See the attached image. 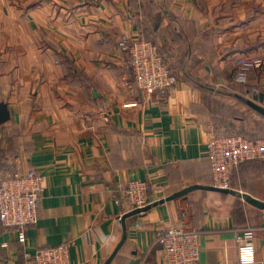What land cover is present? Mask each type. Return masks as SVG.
Here are the masks:
<instances>
[{"label":"crops","instance_id":"1","mask_svg":"<svg viewBox=\"0 0 264 264\" xmlns=\"http://www.w3.org/2000/svg\"><path fill=\"white\" fill-rule=\"evenodd\" d=\"M122 34L157 45L174 91L147 101L123 85ZM263 104L264 0H0V176L33 170L44 188L24 242L0 224V264L64 243L68 264H163L153 234L181 211L199 264H238L243 232L264 260V209L212 189L206 150L264 138ZM136 179L156 205L125 217L116 200ZM232 188L264 203V162L237 167Z\"/></svg>","mask_w":264,"mask_h":264},{"label":"built area","instance_id":"2","mask_svg":"<svg viewBox=\"0 0 264 264\" xmlns=\"http://www.w3.org/2000/svg\"><path fill=\"white\" fill-rule=\"evenodd\" d=\"M117 49L128 58L131 81L122 80L125 87H133L148 101L154 95L163 96L176 89L178 80L159 55L157 46L145 39H133L122 34ZM244 71H239L237 82L246 83ZM259 90L253 89L257 93ZM155 103V102H154ZM138 103L123 105L125 109L135 108ZM264 108V104L262 106ZM108 106L100 107L106 113ZM210 165L211 185L217 190H232V175L237 167L246 161L264 162V139H248L241 135L213 136L206 143ZM43 179L36 171L0 176V224L18 233V240L24 242L25 230L37 224L38 207L44 188ZM152 186L144 180L129 181L121 190L116 203L127 213L142 210L151 205L148 201ZM142 214V213H140ZM139 215V214H138ZM185 212L179 213L176 224L155 230L152 244L157 246L163 264H199V232L188 229ZM139 226V225H136ZM238 264H264L256 261L252 239L244 232L236 237ZM69 244L40 248L33 255L25 253L30 264H68Z\"/></svg>","mask_w":264,"mask_h":264},{"label":"water","instance_id":"3","mask_svg":"<svg viewBox=\"0 0 264 264\" xmlns=\"http://www.w3.org/2000/svg\"><path fill=\"white\" fill-rule=\"evenodd\" d=\"M254 110L258 114L264 116V108L263 107H258V106L257 107H254ZM212 189L215 190V191H217V192L219 191V192H222V193L231 195L233 197H237V198L244 199V201L247 202V203H249L250 205H254L256 207H259L261 209H264V203L254 200L252 197H250L249 195H247L245 193H241V192H238V191H232V190H219V189L217 190L214 187H212ZM154 205H156V204L154 203L152 205H149V206L145 207L142 210H136V211L130 212L129 214L125 215V217H131V216H134L135 214L138 215L140 213H146Z\"/></svg>","mask_w":264,"mask_h":264},{"label":"trees","instance_id":"4","mask_svg":"<svg viewBox=\"0 0 264 264\" xmlns=\"http://www.w3.org/2000/svg\"><path fill=\"white\" fill-rule=\"evenodd\" d=\"M145 39V38H144ZM145 40H148V39H145ZM148 41H150V42H152L153 44H155L153 41H151V40H148ZM156 45V44H155ZM157 46V45H156ZM158 48V47H157ZM159 49V48H158ZM157 49V50H158ZM159 51V50H158ZM159 55L162 57V59H163V61H164V63L167 65V63H166V60L164 59V57L161 55V53H160V51H159ZM172 73V72H171ZM173 74V73H172ZM228 136H232V135H228ZM244 137V136H243ZM245 138H248V139H259L258 137L257 138H253L252 136L251 137H245ZM264 139V138H263ZM254 161H256V162H263V161H260V160H251V161H246V162H243V163H241L239 166H241L242 164H244V163H247V162H254ZM238 166V167H239ZM10 174H13V173H8V174H5V175H10Z\"/></svg>","mask_w":264,"mask_h":264}]
</instances>
